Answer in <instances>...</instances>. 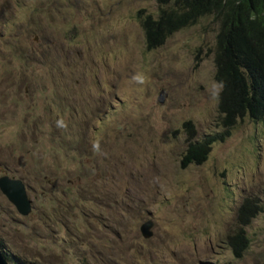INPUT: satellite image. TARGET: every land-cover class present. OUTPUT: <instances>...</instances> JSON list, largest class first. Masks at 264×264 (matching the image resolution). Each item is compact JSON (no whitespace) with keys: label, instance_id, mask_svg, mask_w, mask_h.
<instances>
[{"label":"rangeland","instance_id":"obj_1","mask_svg":"<svg viewBox=\"0 0 264 264\" xmlns=\"http://www.w3.org/2000/svg\"><path fill=\"white\" fill-rule=\"evenodd\" d=\"M138 11L156 18L155 0H0V176L30 205L0 193L3 248L22 264H264V126L220 123L217 22L147 50ZM185 121L192 142L222 134L197 163H181ZM244 197L260 211L234 258Z\"/></svg>","mask_w":264,"mask_h":264},{"label":"trees","instance_id":"obj_2","mask_svg":"<svg viewBox=\"0 0 264 264\" xmlns=\"http://www.w3.org/2000/svg\"><path fill=\"white\" fill-rule=\"evenodd\" d=\"M155 2L156 18H152L150 14L140 15V11L137 12L145 48L149 50L157 47L172 32L194 23L199 17L212 16L217 22L213 80L219 86L216 108L220 123L228 128L237 118L246 115L253 121H260L264 126V0H155ZM181 125L187 142L181 159L182 164L200 162L205 158L209 144L215 139H222V134H218L205 137L199 142H192L194 131L191 122L185 121ZM50 126L56 128L55 125ZM224 133L227 134V130ZM66 154L67 152L65 153L67 158ZM9 176L23 182L19 176L13 175V171ZM48 180L49 183L53 182L51 179ZM23 184L29 186L27 182ZM67 192L66 198H70V191ZM65 204L70 207V200L67 199ZM259 211L260 207L249 197H244L238 205L235 213L236 226L226 236V244L234 258H240L247 249L249 241L245 227ZM99 219L100 215L96 212L94 221ZM0 252L11 264L23 263L4 250L1 237ZM95 254L100 255L101 252L97 250ZM89 257L94 259L92 255ZM81 263L88 264V258L84 257ZM92 264L101 263L94 259Z\"/></svg>","mask_w":264,"mask_h":264},{"label":"water","instance_id":"obj_3","mask_svg":"<svg viewBox=\"0 0 264 264\" xmlns=\"http://www.w3.org/2000/svg\"><path fill=\"white\" fill-rule=\"evenodd\" d=\"M22 182L13 177L6 175L0 176V193L7 199V201L15 208L16 212L20 215H26L30 211V205L26 193L24 191ZM150 222L146 221L140 225L141 235L145 236V230ZM148 234V233H147ZM0 264H7L6 259L0 252Z\"/></svg>","mask_w":264,"mask_h":264},{"label":"clouds","instance_id":"obj_4","mask_svg":"<svg viewBox=\"0 0 264 264\" xmlns=\"http://www.w3.org/2000/svg\"><path fill=\"white\" fill-rule=\"evenodd\" d=\"M222 86V85H221Z\"/></svg>","mask_w":264,"mask_h":264}]
</instances>
